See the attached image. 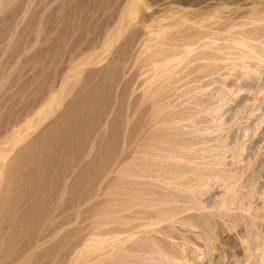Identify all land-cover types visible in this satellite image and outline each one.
<instances>
[{
    "label": "rangeland",
    "instance_id": "obj_1",
    "mask_svg": "<svg viewBox=\"0 0 264 264\" xmlns=\"http://www.w3.org/2000/svg\"><path fill=\"white\" fill-rule=\"evenodd\" d=\"M0 264H264V0H0Z\"/></svg>",
    "mask_w": 264,
    "mask_h": 264
},
{
    "label": "bare ground",
    "instance_id": "obj_2",
    "mask_svg": "<svg viewBox=\"0 0 264 264\" xmlns=\"http://www.w3.org/2000/svg\"><path fill=\"white\" fill-rule=\"evenodd\" d=\"M55 122V121H54ZM59 123V122H58Z\"/></svg>",
    "mask_w": 264,
    "mask_h": 264
}]
</instances>
